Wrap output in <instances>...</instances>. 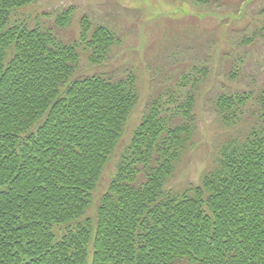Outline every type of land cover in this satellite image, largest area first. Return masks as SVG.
<instances>
[{
  "label": "trees",
  "instance_id": "obj_1",
  "mask_svg": "<svg viewBox=\"0 0 264 264\" xmlns=\"http://www.w3.org/2000/svg\"><path fill=\"white\" fill-rule=\"evenodd\" d=\"M38 1L0 0V264H87L90 245L92 264H264V86L218 95L225 125L250 102L257 124L229 139L201 185L183 193L168 185L193 138L197 83L184 98L157 96L101 195L96 226L76 223L140 102L137 76H81V53L102 66L121 37L85 15L79 38L65 42L74 6L54 28L13 21ZM196 79L185 73L180 82Z\"/></svg>",
  "mask_w": 264,
  "mask_h": 264
},
{
  "label": "rangeland",
  "instance_id": "obj_2",
  "mask_svg": "<svg viewBox=\"0 0 264 264\" xmlns=\"http://www.w3.org/2000/svg\"><path fill=\"white\" fill-rule=\"evenodd\" d=\"M69 6L76 11L74 23L61 32L65 42L79 38L85 15L94 25L110 27L121 37L113 58L102 66L91 65L87 54L81 53L80 75L110 73L117 80L133 70L140 94L93 203L76 223L90 218L96 226L101 195L115 177L149 103L159 95L168 101L172 90L184 98L195 82L198 99L193 110V138L168 187L183 193L191 185H201L203 176L217 166L227 141L243 138L257 124L253 102L228 126L219 119L215 100L222 92H256L264 86V0H210L206 7L190 0H39L17 10L13 21L54 28L57 14ZM200 65L208 68L207 77L193 70ZM185 73H195L198 79L180 82ZM183 102L169 103V107L174 112ZM65 227H55L56 240L62 238ZM92 255L90 245L87 264H92Z\"/></svg>",
  "mask_w": 264,
  "mask_h": 264
},
{
  "label": "bare ground",
  "instance_id": "obj_3",
  "mask_svg": "<svg viewBox=\"0 0 264 264\" xmlns=\"http://www.w3.org/2000/svg\"><path fill=\"white\" fill-rule=\"evenodd\" d=\"M39 2V1H38ZM169 186V185H168Z\"/></svg>",
  "mask_w": 264,
  "mask_h": 264
}]
</instances>
